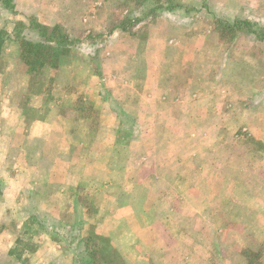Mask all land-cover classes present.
I'll use <instances>...</instances> for the list:
<instances>
[{
  "label": "rangeland",
  "instance_id": "1",
  "mask_svg": "<svg viewBox=\"0 0 264 264\" xmlns=\"http://www.w3.org/2000/svg\"><path fill=\"white\" fill-rule=\"evenodd\" d=\"M44 1L68 6V12L60 8L57 24L46 13L49 7L38 17L21 16L14 0H0V30L6 33L0 35V264H188L200 246L209 253L213 246L264 249V0ZM31 19L60 26L72 45L61 47L64 55L50 53L48 63L29 74L21 44L43 42L30 28ZM159 27L163 37L155 39L165 47L178 43L182 60L155 57L150 83L175 90L169 103L180 99V127H140L127 91L119 134L141 140L124 146L122 169L137 168L123 178L125 191L40 190L50 162L57 165L53 178H64L61 160L53 157L58 139L39 148L49 158L43 167V160L35 159L38 148L24 137L35 118L51 116L60 60L80 49L91 56L95 82L110 86L102 81L98 61L104 42L114 32L143 41ZM157 49V56L166 52L161 45ZM130 74L123 80L131 81ZM38 95L42 107L36 112L32 101ZM105 97L109 101L111 94ZM72 106L84 108L80 100ZM88 115L96 126L95 112ZM160 117H166L164 111ZM151 150L158 157L142 160ZM228 257L211 254L208 264ZM243 257L252 264L264 261V255Z\"/></svg>",
  "mask_w": 264,
  "mask_h": 264
},
{
  "label": "crops",
  "instance_id": "2",
  "mask_svg": "<svg viewBox=\"0 0 264 264\" xmlns=\"http://www.w3.org/2000/svg\"><path fill=\"white\" fill-rule=\"evenodd\" d=\"M22 1L14 0L13 3L16 4L15 11L21 16L38 17V15L45 13V8L49 7L51 10L46 13L49 14V19L57 24L60 8L62 10L64 8L65 12H68V6L61 1V6H56V4L53 5L44 0H25L29 5L28 9L22 8ZM102 25H105L104 22L99 29L102 28ZM160 29L161 27L157 31H151L150 29L151 32L143 41L135 42L125 37L121 32H114L113 36L107 42H104L107 48L99 52L98 61L101 65L102 81L113 83L110 86H102L99 82H95V77L91 73V56L82 53L80 49L73 48L68 56L60 60L61 64L55 72V86L50 95L52 99L50 98L48 105L49 115L51 116L46 119L35 118L32 121L33 125L28 137H24L28 141L26 143L38 148L34 153L35 159H42L43 167H47L45 161L46 158H49L45 154H40L39 151L41 150L39 148L50 143L52 138L58 139L53 143L58 146L53 157L61 160L59 167L61 165L63 167L61 174H64V178L60 180L53 178L52 173L57 165L50 162L49 169H47L49 174H46L49 179L47 182L41 180L42 187L40 190L44 191L48 187L53 192L74 193L90 188L92 190H107L113 187L125 191L127 187L122 185L123 178L135 174L137 168L133 169L130 165V167L122 169L121 161L123 154L127 151L124 146H128L130 142L133 145L141 140L139 137L130 141L128 139L124 140L119 134V129L123 125L121 115L124 113L127 91H131L133 97H131L133 102V106H131L133 107L132 117L137 120L140 127H157L160 130L170 125L176 128L180 127V123L177 121L178 112L183 110L180 99H177V103H169L175 90H164L155 86L154 82L153 85L150 83L154 79L155 57L165 63L180 62L182 60L177 48L178 43L173 44L171 47L166 44L168 47H165L163 40L155 39L163 37V32H159ZM155 40L157 41L156 46L161 45L166 51L161 56H157L160 54V50L157 47L155 48ZM87 44L97 47L95 43ZM176 52L177 56L175 55ZM111 56L113 60H110ZM107 60L112 61L113 64L109 65L110 62ZM126 72H131V81H129L131 84L123 80ZM138 75H140L141 80H137ZM112 77L115 78V81L112 80ZM108 93L111 94L109 101L105 97ZM42 98L43 96L38 95L32 101V109L36 112L42 107L40 105ZM79 100L82 101L84 108L72 106ZM67 106L69 107L64 111ZM90 110L95 112L98 119L96 126H92V121L88 115ZM83 111L88 113H83ZM161 111L165 112L166 117H160ZM169 116L171 117L168 118ZM22 120H20V123H22ZM195 121L201 122L198 119H195ZM51 126L54 127L51 128ZM49 127L50 133L47 130ZM55 128H57L59 134L53 131ZM37 131H41L42 134L39 135ZM174 133L179 140L184 138L178 134L179 131ZM142 156H140V159ZM145 156L142 157V160L158 157V155H155L154 150L148 151ZM127 158L129 159V156ZM51 161L54 162V160ZM139 164L140 162L138 166ZM106 175H109L117 183L106 180ZM259 202V200L255 202L254 206L256 208L259 207ZM204 234L205 232L202 231L201 235ZM210 234H205L204 237L210 238ZM211 254L230 256L221 259V264H252L248 260L250 257L247 259L243 256L264 255V249L253 250L250 247L213 246V248H210L209 253L208 248L200 246L194 249V257L188 264H208L209 258L207 256L211 257ZM256 264H264L262 257L257 260Z\"/></svg>",
  "mask_w": 264,
  "mask_h": 264
},
{
  "label": "trees",
  "instance_id": "3",
  "mask_svg": "<svg viewBox=\"0 0 264 264\" xmlns=\"http://www.w3.org/2000/svg\"><path fill=\"white\" fill-rule=\"evenodd\" d=\"M30 28L37 30L41 33L43 42L30 44L22 42L21 44V60L27 66L26 72L32 74L38 68H42L48 63L50 53H57V55H64L67 50L61 47H70L72 42H68L66 36L61 33V27L58 25L44 26L40 25L35 19H31ZM6 33L0 30V35Z\"/></svg>",
  "mask_w": 264,
  "mask_h": 264
}]
</instances>
